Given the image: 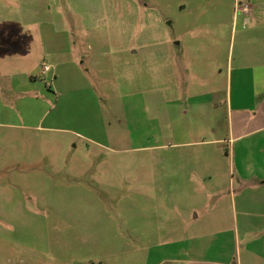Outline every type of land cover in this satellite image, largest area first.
Segmentation results:
<instances>
[{
    "label": "rangeland",
    "instance_id": "obj_1",
    "mask_svg": "<svg viewBox=\"0 0 264 264\" xmlns=\"http://www.w3.org/2000/svg\"><path fill=\"white\" fill-rule=\"evenodd\" d=\"M4 3L24 18L34 12L19 29L37 34L20 45L15 69L0 65V105L18 123L0 116V264H153L169 253L174 201L152 192L171 190L177 152L146 146L174 141L173 102L186 120L207 112L204 82L221 79L225 97L219 64L226 69L232 42L237 55L243 5L253 2ZM40 29L68 54L43 49ZM228 235L234 260L239 247L251 264L245 242L254 235Z\"/></svg>",
    "mask_w": 264,
    "mask_h": 264
},
{
    "label": "crops",
    "instance_id": "obj_2",
    "mask_svg": "<svg viewBox=\"0 0 264 264\" xmlns=\"http://www.w3.org/2000/svg\"><path fill=\"white\" fill-rule=\"evenodd\" d=\"M250 1L253 3L243 5L244 12L248 5V16H241L246 31L237 55L232 42L226 69L219 64V72L227 74L225 97H219L221 79L204 82L208 86L204 95L207 112L193 113L186 120L173 102L170 106L176 115H171L169 132L174 141L146 146L152 150L173 146L177 152L171 160V190L152 192L154 198L174 201L167 224L172 230L171 241L165 243L171 247L153 264H243L239 247L237 260L229 251L227 240L232 235L228 234L233 228L237 236L241 231L254 235L245 242L251 264H264V0ZM6 5L0 0V65L5 62V68L12 70L16 68L14 60L24 59L21 49L18 51L20 45L28 44L37 34L31 29L20 30L19 22L29 24L36 19L34 12L21 16L18 4ZM38 33L43 49L51 55L68 54L72 48L47 44L50 30ZM24 39L28 41L24 43ZM14 74L12 71L11 77ZM23 74L25 78L31 75ZM15 114L2 102L0 116L12 120L4 123L17 125ZM154 162L158 169L168 166L162 158ZM163 216L158 219L163 221Z\"/></svg>",
    "mask_w": 264,
    "mask_h": 264
},
{
    "label": "built area",
    "instance_id": "obj_3",
    "mask_svg": "<svg viewBox=\"0 0 264 264\" xmlns=\"http://www.w3.org/2000/svg\"><path fill=\"white\" fill-rule=\"evenodd\" d=\"M49 69H50V65L45 63L43 70L46 71V70H49Z\"/></svg>",
    "mask_w": 264,
    "mask_h": 264
}]
</instances>
